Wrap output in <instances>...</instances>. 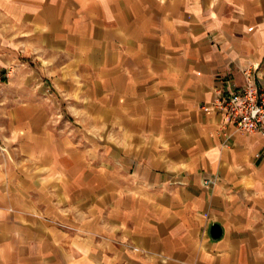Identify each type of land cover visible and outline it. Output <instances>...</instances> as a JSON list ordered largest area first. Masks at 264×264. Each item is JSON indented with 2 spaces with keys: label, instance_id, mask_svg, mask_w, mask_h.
<instances>
[{
  "label": "crops",
  "instance_id": "0c3cea01",
  "mask_svg": "<svg viewBox=\"0 0 264 264\" xmlns=\"http://www.w3.org/2000/svg\"><path fill=\"white\" fill-rule=\"evenodd\" d=\"M257 64L264 0H0V264H264V138L199 108Z\"/></svg>",
  "mask_w": 264,
  "mask_h": 264
},
{
  "label": "built area",
  "instance_id": "2783aa9c",
  "mask_svg": "<svg viewBox=\"0 0 264 264\" xmlns=\"http://www.w3.org/2000/svg\"><path fill=\"white\" fill-rule=\"evenodd\" d=\"M243 73L245 82L242 85L232 88L221 85L213 98L199 108L216 112L221 129L231 127L233 131L258 132L264 138V65L257 64ZM224 135L226 139L230 136ZM257 156H264V149ZM203 183L211 184L213 178L205 179Z\"/></svg>",
  "mask_w": 264,
  "mask_h": 264
},
{
  "label": "water",
  "instance_id": "95a60500",
  "mask_svg": "<svg viewBox=\"0 0 264 264\" xmlns=\"http://www.w3.org/2000/svg\"><path fill=\"white\" fill-rule=\"evenodd\" d=\"M211 237L215 238L218 237L220 234V228L217 224H212L210 226V231H209Z\"/></svg>",
  "mask_w": 264,
  "mask_h": 264
},
{
  "label": "rangeland",
  "instance_id": "374dc122",
  "mask_svg": "<svg viewBox=\"0 0 264 264\" xmlns=\"http://www.w3.org/2000/svg\"><path fill=\"white\" fill-rule=\"evenodd\" d=\"M59 108H63V103L59 102Z\"/></svg>",
  "mask_w": 264,
  "mask_h": 264
}]
</instances>
